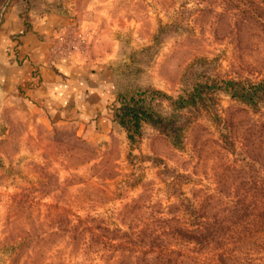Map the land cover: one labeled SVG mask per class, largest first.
<instances>
[{
  "label": "rangeland",
  "instance_id": "1",
  "mask_svg": "<svg viewBox=\"0 0 264 264\" xmlns=\"http://www.w3.org/2000/svg\"><path fill=\"white\" fill-rule=\"evenodd\" d=\"M17 4L63 17L73 54L111 70L112 99L95 116L57 122L20 100L0 104V264H185L182 255H155L148 241L164 222L196 223L182 214L184 200L211 220L235 207L236 195L264 192V104L215 89L185 114L181 149L150 124L131 146L115 117L130 96L167 117L165 97L186 95L196 81L262 80L264 30L239 0ZM158 160L182 175L179 194Z\"/></svg>",
  "mask_w": 264,
  "mask_h": 264
},
{
  "label": "trees",
  "instance_id": "2",
  "mask_svg": "<svg viewBox=\"0 0 264 264\" xmlns=\"http://www.w3.org/2000/svg\"><path fill=\"white\" fill-rule=\"evenodd\" d=\"M240 11H249L256 27L264 30V0H239ZM246 20V19H243ZM248 20V19H247ZM214 89H211L213 88ZM211 89V92H208ZM215 89L228 94L232 99L251 108L264 104V78L259 82H243L237 80L214 79L196 81L192 90L184 96L175 99L167 98L172 114L163 117L144 105L142 94L130 96L115 108V117L126 132L127 140L134 146L140 135L143 124L158 128L175 149L183 146L184 133L195 112L202 109L204 104L213 100ZM208 90V91H207ZM214 90V91H213ZM191 117H185V114ZM215 116V112L211 111ZM217 116V115H216ZM186 118V119H185ZM218 119V118H215ZM159 164L160 160L157 161ZM162 173L168 175L165 179L174 192L178 191L182 175L169 170L162 165ZM210 195H204L205 201ZM203 201V199H201ZM182 214L194 220L188 227L157 226L156 234L148 237L150 248L155 249V255H182L185 264H264V192L252 191L236 195L235 207L228 209L220 218V212L215 211L207 220L203 211L184 200ZM183 204V201H181ZM224 220H229L224 222ZM167 225V226H165ZM168 246V247H167ZM181 249H184L181 250ZM236 254V256L234 255Z\"/></svg>",
  "mask_w": 264,
  "mask_h": 264
},
{
  "label": "crops",
  "instance_id": "3",
  "mask_svg": "<svg viewBox=\"0 0 264 264\" xmlns=\"http://www.w3.org/2000/svg\"><path fill=\"white\" fill-rule=\"evenodd\" d=\"M57 15L21 13L0 0V104L20 100L47 121L95 116L112 99L111 70L73 54Z\"/></svg>",
  "mask_w": 264,
  "mask_h": 264
}]
</instances>
